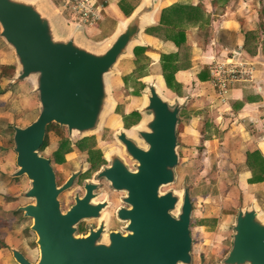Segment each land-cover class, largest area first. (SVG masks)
I'll list each match as a JSON object with an SVG mask.
<instances>
[{"label":"water","instance_id":"water-1","mask_svg":"<svg viewBox=\"0 0 264 264\" xmlns=\"http://www.w3.org/2000/svg\"><path fill=\"white\" fill-rule=\"evenodd\" d=\"M158 6L159 0H147L112 39L98 47L86 40L83 27L69 26L46 0H0V36L15 49L18 61L11 84L31 80L40 103L36 120L25 127L13 125L18 169L11 176L30 180L20 196L33 200L18 210L32 219L39 249L34 262L11 248L18 264H193L191 189L185 185L183 194L162 191L178 178V129L187 99L170 100L156 84L148 83L140 108L144 119L135 129L137 140L124 129L116 133L136 161L135 168L116 150L110 151V164L85 182V195L77 192L66 212L61 195L77 184L84 169L72 172L60 186L51 159L41 153L53 123L67 128L71 139L102 127L113 107L110 77L122 58L132 56ZM103 178L125 192L122 201L127 206L118 210L127 223L124 232H108L102 221L98 228L89 226L88 233H80L79 224L98 217L108 204L95 202ZM233 229L232 247L222 263L264 264L262 212L256 206L239 208Z\"/></svg>","mask_w":264,"mask_h":264},{"label":"crops","instance_id":"crops-1","mask_svg":"<svg viewBox=\"0 0 264 264\" xmlns=\"http://www.w3.org/2000/svg\"><path fill=\"white\" fill-rule=\"evenodd\" d=\"M46 1L64 22L71 27H78L61 14L59 0ZM146 1L109 0L101 20L92 26L83 27V36L87 30L99 32L105 37V45L116 35L120 25ZM122 4L128 9L134 8L130 15L123 11ZM174 6L183 9L182 18L176 14L180 12L171 11ZM163 17L166 22H162ZM148 28H154V33L147 32ZM180 29L185 30L181 40L184 49L177 43ZM112 30L113 34L108 37L106 34ZM1 31L0 25V33ZM247 33H250L248 36L251 42L247 41ZM140 39L133 47L132 55L137 57L134 48L139 47L144 51L138 56L143 54L147 58V73L141 78L145 84V92L147 84L151 83L156 84L160 92L170 100H188L180 113L178 131L186 143L184 151L187 155L192 154L200 160L201 166L197 173L208 176L206 183L200 180L197 185L201 184L202 190L207 186L219 187L220 191L226 190L223 196H203L208 198L207 201L217 197V203L212 208L209 206L206 211L217 214L218 209H222L226 202H231L237 211L241 207L256 206L264 215V181L251 182L254 170L249 162L252 154H258L256 157L264 165V0H159V6L151 22L141 32ZM86 40L90 43L88 38ZM249 47L252 51H249ZM169 55L174 57V65L179 66V71L175 73L177 83L174 88L169 87L164 75V57ZM178 56L179 61L175 60ZM232 56L253 63L254 72L247 80L236 83L227 97L221 99L211 82L210 64ZM1 65H16L13 76L3 77L8 80L11 88L29 80L11 84L18 71L17 56L15 49L0 36ZM0 135L1 139H7L8 142L9 138L5 134ZM10 150L14 151V146ZM8 152H1L0 162L7 159L5 157ZM3 162L0 166V183L7 186L12 182L15 185L22 181L24 183L22 178L28 179L26 176H11L18 169L17 156L16 168L11 171ZM225 179L233 186L224 188ZM28 181V186L18 185L9 190L7 188L6 192L0 190V202H5L0 204V212L8 209L3 205L12 206L9 209L19 211L20 206L28 204V198L20 196L30 187V180ZM24 201L26 203L22 204ZM31 225L24 228L29 237L36 236ZM3 241L8 247H0V253L9 250L14 260L11 248H17L27 256L21 244L11 245L8 241Z\"/></svg>","mask_w":264,"mask_h":264},{"label":"rangeland","instance_id":"rangeland-1","mask_svg":"<svg viewBox=\"0 0 264 264\" xmlns=\"http://www.w3.org/2000/svg\"><path fill=\"white\" fill-rule=\"evenodd\" d=\"M114 30L108 32L106 35L110 37ZM84 36L89 39L92 45L98 47L102 46L106 41L103 35L101 36L99 32L95 31L89 32L87 30ZM135 49L136 47L134 48V52ZM145 73H147V58L145 55L141 54L140 57L132 55L121 59L116 66V72L110 77L113 107L108 112L102 127L98 131L84 137L78 134L72 139L70 138L68 129L60 125L64 130L63 134L58 133L56 129L49 132V145L41 153L53 160L59 184L65 183L72 172L81 168L84 169V167L87 168V171L81 182L85 178L94 179L92 176L94 172L106 162L104 156L114 150L113 148L117 145L114 137L116 132L144 119V115L135 116L134 113L145 102L146 89L144 83L141 81ZM0 83H2V87L5 89V93L0 97V134L3 135L2 130L5 128V124L9 126L8 124L11 123L25 127L36 120L40 112V103L38 93L35 91L31 80L23 81L21 84L11 88L8 80H5L0 75ZM183 122H185V118H183ZM181 124L184 125V123ZM5 135L8 137V134L5 133ZM66 139L70 140L69 144L64 142ZM81 141L84 142L80 143ZM179 142L181 144L179 151L182 158L177 168V181L164 186L162 191L166 192L170 189H175L177 192L183 194L184 186L188 185L190 187L194 202L193 223L191 226L195 239L193 264H223V259H225L232 247L233 226L236 223L238 211L230 204L231 202H226L222 209H218L217 214L206 211L209 206L212 208L211 206L217 203V197L207 201L208 198H203V196H214V194L223 196L226 190L220 191L219 187L214 188L212 186L204 187L205 189L202 190L201 184L197 185L200 180L202 183H206V177L208 176L197 173V169L201 166L200 160L192 154L187 155L186 151H184L187 147L186 143L180 135ZM62 144H65L66 149L71 150L64 149V154L61 151H57L61 148ZM81 146L84 147L82 148ZM10 148H12V145L8 144L7 139H1L0 135V154L3 151L7 153ZM16 156L17 154L10 150L5 157L7 159L4 162L2 161L9 171L16 168ZM2 162H0V166ZM21 181L20 184L15 185L10 182L7 186L4 183H0V190L6 192L7 188L9 190V188L18 187V185L23 187L26 184L28 186V179L22 178ZM231 186L233 184L227 182L225 179L224 188ZM80 188L81 185L74 186L61 195L64 212L70 209L71 204L74 203L73 194L76 195L79 192L77 190ZM32 201V199H28L26 202L30 203ZM26 202L24 201L22 204ZM18 203L21 204L19 201ZM0 204H5V202L2 201ZM180 205L181 203L179 207ZM3 206L8 209H3L0 212V239L8 241L11 245L15 243L21 244L26 250L27 256L34 262L38 261L39 249L36 244L37 237L26 236L24 232V228L31 225L32 221L23 218V213L16 214L14 209H9L12 206ZM4 211L5 213H3ZM173 212L177 214L178 210ZM10 254L9 250H4L0 253V264H15L16 262Z\"/></svg>","mask_w":264,"mask_h":264},{"label":"built area","instance_id":"built-area-1","mask_svg":"<svg viewBox=\"0 0 264 264\" xmlns=\"http://www.w3.org/2000/svg\"><path fill=\"white\" fill-rule=\"evenodd\" d=\"M109 0H59L61 14L77 26L89 27L101 20ZM254 64L234 56L210 64L211 82L219 97L225 99L233 86L247 80Z\"/></svg>","mask_w":264,"mask_h":264},{"label":"flooded vegetation","instance_id":"flooded-vegetation-1","mask_svg":"<svg viewBox=\"0 0 264 264\" xmlns=\"http://www.w3.org/2000/svg\"><path fill=\"white\" fill-rule=\"evenodd\" d=\"M136 111L137 112L134 113L135 116L144 115L140 111V108H138V110H136ZM141 122H142V120L137 121L135 124L131 125L130 127L122 128V129H124L129 134V136H131L132 138H135L137 140L138 136H136V134H135V129L139 127ZM119 130L117 132H119ZM114 137H115V141H116L117 145L113 149L118 152L119 156H121L125 160L126 164L131 169H134L136 161L127 152L125 144L123 142H121V140H119L116 137V134L114 135ZM140 144L144 145L142 142ZM107 154L104 156L106 162L104 164H102L101 167L94 172V174L92 175L93 177L103 166H107L110 164L109 160L107 159ZM76 171H78V170H76ZM86 171H87V168L84 167V172L80 175V177L78 178L77 184L75 185V186L81 185V188L79 190H77L80 192L81 196H84L86 193V190L84 187L85 182L89 179H92V178H85L81 182V179L84 178V176H85L84 174L86 173ZM80 182H81V184H80ZM59 185L61 186V184H59ZM96 192L98 193V196L95 198V202L96 203H98V202L106 203L107 202L108 204H105V207L102 209V211L98 217H92L90 219L83 220L79 225L80 226V228H79L80 232L81 233H88L89 232V226H94L95 228H98L101 225L102 221H105L108 232H110V231H122V232H124V227L126 226L127 223L123 222L119 218L118 210L123 206H127L122 201V196L125 195V192L118 191V190L114 189L111 186L110 182L106 178L101 179L99 187L96 189ZM74 200H75V195L73 194V202L75 203ZM74 203H72L71 205H73Z\"/></svg>","mask_w":264,"mask_h":264},{"label":"trees","instance_id":"trees-1","mask_svg":"<svg viewBox=\"0 0 264 264\" xmlns=\"http://www.w3.org/2000/svg\"><path fill=\"white\" fill-rule=\"evenodd\" d=\"M122 9L123 11L127 14V15H130L133 11V7L131 9H128L124 4H122ZM181 10H183L180 6H174L171 11L173 13H176V12H180L179 14H177V16L179 18H182L183 15H182V12ZM195 12H198L197 9H194ZM162 22H166V20L164 19L163 17V20ZM164 24V23H163ZM176 27V26H175ZM147 32L149 33H154V28H148ZM184 34H185V30L183 29H180L179 32H178V36H177V43L179 44V46L181 47V49H184V45L182 44L181 40L184 38ZM248 34L250 33H247V41L251 42V39L250 37L248 36ZM182 36V37H181ZM248 43V42H247ZM249 44V43H248ZM141 51H144L142 48H136L135 49V54L138 56ZM249 51H252V48L249 47ZM181 56V55H180ZM180 56L177 57V61H179L180 59ZM182 57V56H181ZM165 64H164V75L167 79V82H168V85L170 88H174L175 87V83L176 82V79H175V73L177 71H179V66L177 65H174L173 63V56H165ZM0 70H1V77H11L14 75L15 71H16V65H1L0 66ZM145 86V84H144ZM5 93V89L2 87L1 83H0V97ZM5 128L2 130L3 131V134H8V144L10 143L12 145V147L14 146V129H13V124H8L9 126H7V124H5ZM53 129H56L58 131V133L60 134H63V128H61L58 124H51L49 125L48 129H47V136H46V140H45V143L44 145L42 146L41 148V151L44 150L49 144V132ZM64 142H67L68 144L70 143V140L66 139ZM63 142V143H64ZM84 141H81L80 143H82ZM82 148L84 146H81ZM66 149L65 148V144H62L61 145V148L57 151H61L63 153V150ZM68 150V149H66ZM71 150V149H69ZM68 150V151H69ZM64 154V153H63ZM258 154H252V156L249 157V162L251 163V166L254 170V174H253V178L251 179V182H259V181H264V165L260 164V160L258 157H256ZM52 161V164H53V160L51 159ZM16 214H19V213H22L20 211H17L15 210L14 211ZM193 223V222H192ZM0 247H8V245L0 239Z\"/></svg>","mask_w":264,"mask_h":264}]
</instances>
